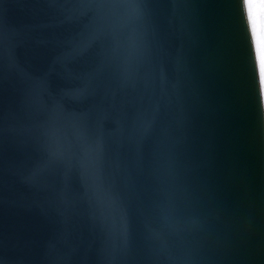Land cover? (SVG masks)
<instances>
[{
  "label": "water",
  "instance_id": "95a60500",
  "mask_svg": "<svg viewBox=\"0 0 264 264\" xmlns=\"http://www.w3.org/2000/svg\"><path fill=\"white\" fill-rule=\"evenodd\" d=\"M257 96L239 0H0V264H264Z\"/></svg>",
  "mask_w": 264,
  "mask_h": 264
},
{
  "label": "clouds",
  "instance_id": "9594fccd",
  "mask_svg": "<svg viewBox=\"0 0 264 264\" xmlns=\"http://www.w3.org/2000/svg\"><path fill=\"white\" fill-rule=\"evenodd\" d=\"M239 7L257 60L264 61V0L253 4H249L248 0H239ZM251 126L252 135L264 145V103L253 109Z\"/></svg>",
  "mask_w": 264,
  "mask_h": 264
},
{
  "label": "snow or ice",
  "instance_id": "6c2138e0",
  "mask_svg": "<svg viewBox=\"0 0 264 264\" xmlns=\"http://www.w3.org/2000/svg\"><path fill=\"white\" fill-rule=\"evenodd\" d=\"M254 78L256 76V69L254 68ZM264 76H262V69L258 65V96H257V106L264 103Z\"/></svg>",
  "mask_w": 264,
  "mask_h": 264
},
{
  "label": "bare ground",
  "instance_id": "6f19581e",
  "mask_svg": "<svg viewBox=\"0 0 264 264\" xmlns=\"http://www.w3.org/2000/svg\"><path fill=\"white\" fill-rule=\"evenodd\" d=\"M255 1L254 0H248L249 4H253V3H255ZM254 57L256 58V66L258 67V65H259L261 67V69H262V76H264V61L258 62L255 53H254ZM262 82H264V81H262Z\"/></svg>",
  "mask_w": 264,
  "mask_h": 264
},
{
  "label": "rangeland",
  "instance_id": "374dc122",
  "mask_svg": "<svg viewBox=\"0 0 264 264\" xmlns=\"http://www.w3.org/2000/svg\"><path fill=\"white\" fill-rule=\"evenodd\" d=\"M255 1V0H254Z\"/></svg>",
  "mask_w": 264,
  "mask_h": 264
}]
</instances>
